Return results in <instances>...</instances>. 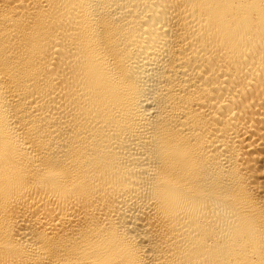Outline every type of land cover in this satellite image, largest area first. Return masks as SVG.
<instances>
[{"label":"bare ground","instance_id":"1","mask_svg":"<svg viewBox=\"0 0 264 264\" xmlns=\"http://www.w3.org/2000/svg\"><path fill=\"white\" fill-rule=\"evenodd\" d=\"M0 264H264V0H0Z\"/></svg>","mask_w":264,"mask_h":264}]
</instances>
